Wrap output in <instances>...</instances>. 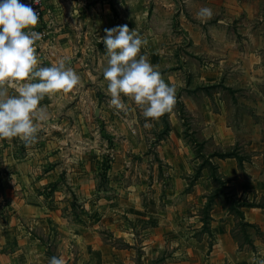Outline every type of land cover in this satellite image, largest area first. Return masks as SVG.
<instances>
[{
	"label": "crops",
	"instance_id": "crops-1",
	"mask_svg": "<svg viewBox=\"0 0 264 264\" xmlns=\"http://www.w3.org/2000/svg\"><path fill=\"white\" fill-rule=\"evenodd\" d=\"M91 1L45 0L51 54L38 68L67 56L66 66L81 84L40 101L47 119L35 121L41 125L35 144L0 139L13 192L12 210L0 222V264H48L53 256L66 264H255L253 257L264 258V94L257 102L251 97L252 80L263 70L256 48L264 40L263 24L250 20L258 6L247 0ZM202 7L213 10L210 20L196 18ZM125 24L147 40L140 55L158 66L178 103L166 116L170 127L163 138L153 144L154 133L142 135L154 150L146 161L129 169L114 164L100 187L94 177L98 153L89 155L86 146L99 109L96 89L106 93L108 83L100 41L105 29ZM96 37L98 61L90 71L84 65ZM8 92L18 95L13 87ZM99 114L103 121L108 113L100 108ZM148 122L157 132L163 128L160 121ZM140 146L133 150L143 155L147 146ZM227 152L237 156L216 155ZM153 157L163 164L164 178L158 162L146 166ZM212 165L228 182L205 224L208 198L220 187ZM51 187L76 194L77 210L63 197L46 201L38 193ZM229 197L256 205L241 206V217Z\"/></svg>",
	"mask_w": 264,
	"mask_h": 264
},
{
	"label": "clouds",
	"instance_id": "clouds-1",
	"mask_svg": "<svg viewBox=\"0 0 264 264\" xmlns=\"http://www.w3.org/2000/svg\"><path fill=\"white\" fill-rule=\"evenodd\" d=\"M38 4V0H33ZM213 10L202 7L196 18L204 22L213 17ZM40 14L20 0H0V139L18 138L25 146L37 142L41 125L47 119L44 108L38 107L47 95L67 94L81 84L80 76L66 66L70 59L60 58L50 67H39L35 44L43 33L34 31ZM102 43L107 57L103 79L107 81L108 105L117 112L129 111L121 96L127 97L142 110L146 129L153 127L149 118L159 120L176 103L175 88L164 81L158 66L140 55L147 40L128 25L105 29ZM139 57V58H137ZM39 81L34 83L33 81ZM9 87L18 95L10 96ZM255 264H264V258ZM48 264H66L63 256H53Z\"/></svg>",
	"mask_w": 264,
	"mask_h": 264
},
{
	"label": "rangeland",
	"instance_id": "rangeland-1",
	"mask_svg": "<svg viewBox=\"0 0 264 264\" xmlns=\"http://www.w3.org/2000/svg\"><path fill=\"white\" fill-rule=\"evenodd\" d=\"M247 1L253 2L258 6L257 7L258 12L255 13L252 19L250 20L251 22L254 21L255 24H258L259 26L260 24H263V31H264V0H247ZM95 2L96 0H93L91 2H88V4L89 3L94 4ZM241 20L242 19H240V21ZM261 35L262 34L259 33V36ZM96 38L98 42H92L94 43V45L92 47V50H90L93 52V55L90 56V59H88L87 56V61H85L88 65L87 64L84 65L85 63H81L82 65H84V68L90 71L95 70L98 61V57L96 55H98L97 52L99 53L100 46H97V44L95 43L99 44V41L101 39L98 37ZM263 38H264V33H263ZM89 48L91 49V46ZM256 48L260 50L259 52L262 55L263 70L257 75L256 79L252 80L253 81L252 88H254V90L251 94V97L253 102H257L258 99L261 97L259 95L260 92L261 94L262 93L264 94V40L261 44V48L258 47ZM104 91L105 90L96 89V95L99 97V105L97 107H99V109L102 108L104 111L108 113L106 116L108 122L105 121L106 119H102L103 121H98L99 120L98 118H100L99 109H97V111H94L93 115L91 116L92 122L90 126H88L89 130L91 131V138H90L91 142L86 144V146L89 147L87 148V151L90 152L89 155L92 154L96 155V153H98V155L94 158V166L96 169L95 170L96 173L94 177H96L97 183L100 187L101 184L106 183L109 180L108 173L114 164L116 165L118 164L120 166L121 165L125 166L128 164V166L125 167L129 169L132 166H135L137 162L142 164L143 161H146L145 159L146 155L149 154L150 152L153 153L152 152L154 151L152 148L153 145L151 147L150 146L148 147L147 137L142 136L145 134L146 131L154 133L156 135V141H152V143L155 144L159 139L163 138L169 132V127H170L166 120V116L169 114V112H167L162 117H160L159 120L154 121L155 123L156 121H160L163 127L161 131L157 132L156 131L157 128L154 125L151 128V130L144 128L143 125L145 123V118L143 117L142 110L138 109V106H136L133 101H130L127 97H124L122 95L121 98L125 103H127L129 107V111L127 112V114H125L124 112H117V110H115L114 108L109 107L108 101L110 99V96L106 95ZM246 97L248 100L250 97L249 94H247ZM177 106L179 108V110H177V112H179L178 114L179 117H181L182 119L184 118L185 122L187 123L188 117L185 115L183 108L179 104H177ZM261 112L264 113V110ZM261 117H262L261 123L264 125V116L262 115ZM149 120L152 121L150 118ZM118 121H120L119 124L121 127L117 125ZM186 133L187 131L185 132V134ZM139 143H141L140 146L141 149H146L147 146L146 153H144L143 155H139L133 150L134 148L139 147ZM2 144L3 143L0 142V222H4L3 220L6 219V217L10 214V211L12 210V206H10L8 201H9V195L13 193L12 191H10V189H7V185H6L8 176L6 175L7 168L5 163V157L2 154L4 149L1 147ZM67 146L70 148L71 145H67ZM95 149H97L98 152L94 151ZM147 162L149 163V165H146ZM147 162L145 164L147 167L150 165L152 167V164L154 162H158L159 177L164 178L163 164L160 162V159L158 157L147 158ZM198 171H196V173L194 174V178L197 177L196 174ZM38 193H40L46 201L55 200V196L63 197V200L61 201L67 202L68 205H71L76 209V205H77L76 194H74L71 191L68 190L59 191V190H55L54 187H51L50 189L40 190L38 191ZM212 194L209 196V198L212 196ZM209 198H208V203H209ZM208 203L203 211L204 220L206 217H209L208 215L209 210L207 208ZM206 228L207 226H205L204 224V229ZM157 263L158 262L152 264H157Z\"/></svg>",
	"mask_w": 264,
	"mask_h": 264
},
{
	"label": "built area",
	"instance_id": "built-area-1",
	"mask_svg": "<svg viewBox=\"0 0 264 264\" xmlns=\"http://www.w3.org/2000/svg\"><path fill=\"white\" fill-rule=\"evenodd\" d=\"M20 2L22 4H30L32 8L40 14V22L38 26L33 30L43 33L42 40L37 41L35 44L37 56L41 63L42 60L48 59L51 54L50 40L53 26L52 22L45 18V0H38V4L33 3V0H20Z\"/></svg>",
	"mask_w": 264,
	"mask_h": 264
},
{
	"label": "trees",
	"instance_id": "trees-1",
	"mask_svg": "<svg viewBox=\"0 0 264 264\" xmlns=\"http://www.w3.org/2000/svg\"><path fill=\"white\" fill-rule=\"evenodd\" d=\"M216 155H219L220 157H230V156H235L236 154L234 152H227V153H216ZM238 159L241 162V157H238ZM212 169H213L212 176H213L214 180L220 184V187L218 189H216L214 191V193L212 194V196L209 198V203L207 206L208 209L211 207L212 202L214 201L215 197L218 196L220 191L224 190L223 186H225L226 183L228 182L227 179L223 180L221 177L218 176L217 167L215 165H212ZM199 172L200 171L197 172L196 176L199 175ZM224 195L227 197L226 194H224ZM229 198L232 199L231 197H229ZM232 202H233L234 209H236L237 213L241 217H244L243 212L239 209L241 206H254V205H256L255 203H250L247 201L234 200V199H232ZM208 219H209L208 217L205 218V224H207Z\"/></svg>",
	"mask_w": 264,
	"mask_h": 264
}]
</instances>
